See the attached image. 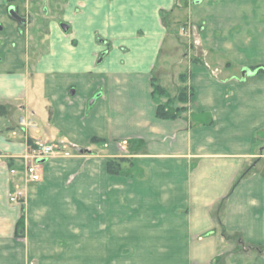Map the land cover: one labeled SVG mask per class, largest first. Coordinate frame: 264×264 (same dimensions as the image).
Segmentation results:
<instances>
[{"label": "crops", "instance_id": "crops-1", "mask_svg": "<svg viewBox=\"0 0 264 264\" xmlns=\"http://www.w3.org/2000/svg\"><path fill=\"white\" fill-rule=\"evenodd\" d=\"M66 1L44 49L31 14L19 24L8 13L17 1L0 0V264H226L224 236H200L223 202L225 226L264 248V153L253 154L264 139V0H188L177 14L185 50L174 69L189 100L172 119L156 117L165 97L154 98L151 79L172 67L175 0ZM39 140L100 153L53 154L39 181L23 182ZM119 143L146 169L129 189L101 153ZM108 184L130 204H107ZM16 189L21 205L8 199Z\"/></svg>", "mask_w": 264, "mask_h": 264}, {"label": "rangeland", "instance_id": "rangeland-1", "mask_svg": "<svg viewBox=\"0 0 264 264\" xmlns=\"http://www.w3.org/2000/svg\"><path fill=\"white\" fill-rule=\"evenodd\" d=\"M13 2L14 0H10ZM16 9L18 13L20 14H31L30 19L33 21L31 28V38L32 41L38 42L47 46L48 42V36L49 33V22L56 17L58 19H61L62 15L66 9V0H26V8L23 7L24 3L22 0H16ZM24 1V0H23ZM196 1H191L190 3H195ZM188 3V0H175V3L172 7V10L165 14H176L175 21L171 25V43L170 46H165L167 48V57H169L168 64L172 67H168L166 70L165 67H157V70L155 75L157 80L162 83V85L165 86V89L167 91V95L165 96V101H167L170 98V103H168L171 107V109L176 107H182L184 104L180 98L179 94H182L180 92H183L186 94V96L189 95V88L187 86H184L183 82L185 81V77L178 76L177 73H175V65L178 64V61L183 59L182 52L185 50V43L183 35H180L181 32L185 29V23H181L183 21L179 20V15L182 14V9H185L186 4ZM193 7V6H192ZM47 10V13L45 12ZM24 11V12H23ZM179 11V12H178ZM26 12V13H25ZM161 14L162 11H160ZM46 14V15H45ZM178 17V18H177ZM184 28V29H183ZM105 42V41H104ZM163 51V50H162ZM163 53V52H162ZM165 53V56H166ZM162 60V57H160V62ZM160 66V65H159ZM174 71L170 72L169 70ZM259 70V69H257ZM264 72V68L262 70ZM164 97V96H163ZM168 98V99H167ZM100 142H96V147H101ZM34 144H32L33 146ZM139 151L145 152V148L143 147V144H139ZM56 153L55 155L59 157H73V156H83L87 154H97L100 153L97 149H87L84 150L82 148H69V147H58L56 146ZM118 149L124 150L126 149V152L118 153ZM101 153L104 152L106 154V171L108 174V177L110 176H122L123 180V189H129L132 186V182H134L133 178H136L137 175H144L146 169L143 167V163L138 160L139 158L137 156H134L136 153L135 150L131 151V146L128 144V146H122L120 143L115 146L109 144L105 148H101ZM264 153V139L262 138H256L254 141V150L253 154L258 155L259 153ZM139 153V152H137ZM93 154V155H94ZM111 187V189H110ZM115 187L114 184L110 185L108 184L107 194H106V203L111 204L114 203L115 199H122L121 203L124 205L130 204V196L129 195H121V197L118 195L116 196L113 192V188ZM80 200V199H77ZM82 203V201H80ZM210 216L212 220L215 222V226L203 231L200 236H209L212 234H218L224 236L227 243L223 242L220 244V249L225 250L227 257L222 258V262H225L227 264L228 261L231 262V264H264V248H259L260 246L257 244H248L243 241L242 233L239 230H232L228 229L225 226V203L221 204L219 207L214 206L212 210H210ZM50 230V229H49ZM14 236L18 239H22L25 236V226H23L22 229H18L16 232V227L14 230ZM98 243V242H97ZM99 244V243H98ZM98 244L90 243V249L96 246V249L98 247ZM76 248L80 247V249H75L77 251H81L82 248V242H75L73 244ZM101 245H104L103 243ZM224 247V248H223ZM102 249V246H101ZM129 247L124 244L123 251L124 253L127 252ZM93 250V249H91ZM219 258V261H220ZM35 261V260H34ZM29 264H38L37 262H32Z\"/></svg>", "mask_w": 264, "mask_h": 264}, {"label": "built area", "instance_id": "built-area-1", "mask_svg": "<svg viewBox=\"0 0 264 264\" xmlns=\"http://www.w3.org/2000/svg\"><path fill=\"white\" fill-rule=\"evenodd\" d=\"M56 146L46 142L37 141L30 147L28 155L25 158V163L21 171V180L26 183L37 182L41 179L40 161L48 159L56 153ZM11 174H19L15 169L10 170ZM9 202L17 205L23 204L24 194L21 190L16 189L9 194Z\"/></svg>", "mask_w": 264, "mask_h": 264}, {"label": "trees", "instance_id": "trees-1", "mask_svg": "<svg viewBox=\"0 0 264 264\" xmlns=\"http://www.w3.org/2000/svg\"><path fill=\"white\" fill-rule=\"evenodd\" d=\"M263 69H261L262 71ZM151 88H152V95L154 96L155 99H159L160 97H165V96H168L167 95V91L165 89V87H163L159 81L157 80L156 77H152L151 79ZM182 94H179V98L180 100L183 102V103H187L188 100H189V95L186 96L185 93L183 92H180ZM168 99V98H167ZM170 98L165 101V102H160L157 104L156 106V112H155V115L157 118H160V119H172V118H175L179 112L183 111L184 108L182 107H176L174 108L173 111H170L168 109V103H170ZM94 142H102L100 139H96L94 138L93 139ZM31 147V145H30ZM24 226V213L23 211L21 212L20 216H19V219L16 223V232L18 231V229H22Z\"/></svg>", "mask_w": 264, "mask_h": 264}, {"label": "water", "instance_id": "water-1", "mask_svg": "<svg viewBox=\"0 0 264 264\" xmlns=\"http://www.w3.org/2000/svg\"><path fill=\"white\" fill-rule=\"evenodd\" d=\"M8 13L10 14V16H12L19 24H24L26 22L25 18L20 16L18 14V12L16 11L15 7L14 6H10L9 9H8ZM64 29L65 27H67L66 25L65 26H62Z\"/></svg>", "mask_w": 264, "mask_h": 264}]
</instances>
